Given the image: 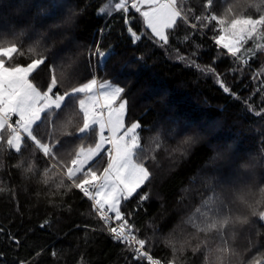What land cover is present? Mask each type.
Returning <instances> with one entry per match:
<instances>
[{"label":"trees","instance_id":"16d2710c","mask_svg":"<svg viewBox=\"0 0 264 264\" xmlns=\"http://www.w3.org/2000/svg\"><path fill=\"white\" fill-rule=\"evenodd\" d=\"M103 3L108 0H0V37L12 39L23 32V47L27 48L39 33L47 32L50 37L55 34L43 42L49 49L44 54L63 74L61 90L86 82L94 73L100 80L125 87L127 122H141V142L149 150L148 156L155 159H148L152 176L139 190L148 193L149 199L137 206L138 196L134 197L125 202L124 209L134 212L132 219L141 229V237L153 242V255L170 259L172 253L165 242L175 240L179 247V242L187 238L193 230L185 221L213 195V187L228 199L233 186L241 181L254 188L264 184V116L252 115L240 100L225 94L214 79L175 60L174 48L189 53L193 50L192 42L185 44L181 39L191 31L186 26L178 25L167 51L147 40L133 44L122 18L97 15ZM202 4L203 0H186L185 7L199 14ZM221 9L220 0H215V10ZM73 12L76 15L70 28H52ZM249 13L255 14L253 9ZM211 35L206 32L194 37L200 46L198 63L210 65L215 58L217 71L224 73L232 66V59L217 49ZM97 41L103 50L111 46L115 52L107 61L106 71L103 66L97 70L95 61L93 66L88 63V50ZM251 46L249 42L246 47ZM18 62L27 60L21 57ZM262 67L264 53H258L237 73L240 78L231 74L223 78L234 92L247 97L252 89L250 78ZM48 78L47 64L34 74V82L42 88ZM186 137L194 142L185 143ZM157 142L161 145L158 149ZM30 151L29 146L24 155ZM18 159L14 152H0V188L5 189L0 192V228L4 230L0 233V264H17L19 260L29 264H77L82 256L85 264H134L131 253L100 231L102 223L93 218L87 199L78 191L63 198L50 197L49 189L12 167ZM253 159L255 169L241 168ZM105 163L106 159L101 161V169ZM234 179L238 182L225 185L224 181ZM50 199L54 201L51 204ZM251 219L253 223L237 229L236 244L241 251L248 246L249 238L256 248H264V224L255 217ZM45 220L48 224L42 228ZM9 233L19 238V246L8 239ZM40 249L44 252L36 257ZM52 251L57 257L50 255ZM177 256V264H202L200 254L194 256L191 250Z\"/></svg>","mask_w":264,"mask_h":264},{"label":"snow or ice","instance_id":"6c2138e0","mask_svg":"<svg viewBox=\"0 0 264 264\" xmlns=\"http://www.w3.org/2000/svg\"><path fill=\"white\" fill-rule=\"evenodd\" d=\"M185 3L186 0H108L98 6L97 15L109 19L118 15L133 44L147 40L165 51L178 25L186 26L191 31L181 39L185 44L192 42L193 50L189 53L174 48L175 60L214 79L225 94L240 100L252 115L264 116V79H259L264 75V67L252 74V89L247 97L234 92L223 78L228 74L240 78L237 73L242 72V67L248 66L258 53H264V0H220V11L215 10V0H203L199 14L192 7L186 8ZM249 9L255 14H246ZM55 15V11L51 13L52 17ZM75 15L73 12L52 28H70ZM100 32L103 35L104 29ZM206 32L212 33L211 40L217 49L232 59V66L224 73L217 71L215 58L210 65L198 63L200 46L194 37ZM24 35L21 32L12 39L0 37V152L10 151L19 156L13 168L49 189L50 197L63 198L78 191L90 202L93 218L102 223L100 231H106L131 253L134 264H177V253L183 255L186 250L194 256L200 254L202 264H264V248H256L250 238L243 251L236 244L237 229L253 223L251 217L264 224V184L254 188L247 181L233 186L228 199L213 187V195L202 201L185 221L193 230L187 238L179 242V247L175 240L165 242L171 258L153 255V242L141 237V229L132 219L134 212L124 209L125 202L134 197L138 196L137 206L149 199L148 193L139 190L152 176L148 159H155L148 156L149 150L141 142V122H127L125 87L111 80L101 81L94 73L86 82L61 90L63 74L44 54L49 49L43 42L55 34L50 37L47 32L39 33L27 48L23 47ZM249 42L252 46L246 47ZM114 54L111 46L103 50L97 41L88 50V63L93 66L95 61L97 70L103 66L106 71L107 61ZM21 57L27 63L18 62ZM46 64L49 78L42 88L34 82V74ZM253 97H257L256 102ZM190 142H194L193 138L186 137L185 143ZM29 146L31 151L25 156ZM160 147L157 142L156 148ZM105 159L101 169L99 165ZM241 168L248 169L249 165L242 164ZM4 191L0 188V192ZM53 202L49 200L50 204ZM46 224L47 220L41 227ZM3 231L0 228V233ZM8 239L19 246L18 237L9 233ZM43 252L40 249L35 256ZM50 255L55 258L58 254L52 251ZM17 264L29 261L19 260ZM77 264H85L83 256Z\"/></svg>","mask_w":264,"mask_h":264},{"label":"rangeland","instance_id":"374dc122","mask_svg":"<svg viewBox=\"0 0 264 264\" xmlns=\"http://www.w3.org/2000/svg\"><path fill=\"white\" fill-rule=\"evenodd\" d=\"M101 81H103V80H101ZM116 84H117V83H116ZM253 161H254V159L248 161V164H249V167H251L252 169H255V162H253ZM221 182H222V181H221ZM224 182H225V185L230 186V185H232V184L237 183L238 181H237L236 179H234V180H231V181H229V182H226V181H224Z\"/></svg>","mask_w":264,"mask_h":264},{"label":"bare ground","instance_id":"6f19581e","mask_svg":"<svg viewBox=\"0 0 264 264\" xmlns=\"http://www.w3.org/2000/svg\"><path fill=\"white\" fill-rule=\"evenodd\" d=\"M106 232V231H105Z\"/></svg>","mask_w":264,"mask_h":264}]
</instances>
